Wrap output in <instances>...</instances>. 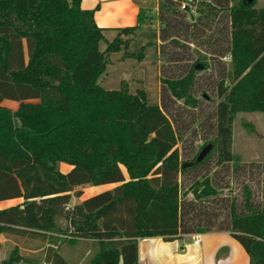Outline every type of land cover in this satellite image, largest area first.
Masks as SVG:
<instances>
[{"label": "trees", "instance_id": "1", "mask_svg": "<svg viewBox=\"0 0 264 264\" xmlns=\"http://www.w3.org/2000/svg\"><path fill=\"white\" fill-rule=\"evenodd\" d=\"M160 1V38L199 40L220 62L214 139L187 160L167 106L153 103L145 91L132 93L126 82L120 89L99 83L108 55L127 47L126 37L142 27L145 11L139 25L116 29L110 41L96 22L98 7L83 8V0H0V202L23 199L0 208V235L41 245L49 240L42 250L27 247L36 250L27 255L16 244L1 264H74L60 246L79 239L97 246L84 264H139L140 238L170 241L208 232H229L250 264H264V202L258 190L245 183L242 200H221L209 176L213 166L236 160L237 113L264 112V7H256L257 0H201L198 17L187 20L186 0ZM224 12L229 20L221 34L200 42L205 27ZM6 18H15L25 31L8 26ZM193 51L198 57L188 59L184 73L165 79L186 105L199 103L193 89L199 73L211 66L205 53ZM4 99L19 101L18 110L2 105ZM61 163L72 169L63 172ZM106 184L117 185L72 204L75 187Z\"/></svg>", "mask_w": 264, "mask_h": 264}, {"label": "rangeland", "instance_id": "2", "mask_svg": "<svg viewBox=\"0 0 264 264\" xmlns=\"http://www.w3.org/2000/svg\"><path fill=\"white\" fill-rule=\"evenodd\" d=\"M160 2V0H149L148 4L152 8L150 15L146 16L145 24L131 36L126 37L129 40L126 48L124 47L118 53L108 55V69L99 83L106 89H120L123 82H126L132 93L145 91L153 103L167 106L171 118L176 119L174 124L181 136L178 147L182 150V158L187 160L192 158L202 146L213 140L215 136L212 122H214L215 109L219 102L216 91L217 80L220 76L217 65L219 61L214 56L215 50L207 45H198L199 40L188 38L186 41L181 40L174 43L171 38L166 40L160 38V31L163 27L159 17ZM201 2V0H197L192 5L186 17L187 20H190V17L192 19L198 17L197 8ZM256 7L263 8L264 0H257ZM203 14L205 17L208 16H206L205 11ZM222 16V18L217 17L211 27L210 25L205 27V35L201 37L200 42H204V38L210 34H221L222 27L226 26L229 20L227 13L224 12ZM204 20L206 24L210 23L208 19L205 18ZM5 22L10 27L15 26L21 31H25L22 24L15 18H6ZM153 32L158 34L157 38L152 37ZM111 34L107 33V38L110 41L114 39L113 34ZM196 48L208 56L211 66L199 73L198 82L193 89V94L199 103L186 105L183 100H178L172 95L165 79L181 76L186 70L188 59L198 57L196 53L192 54ZM102 49H106V44L102 46ZM223 60L228 63L230 56ZM12 106L16 108L17 105ZM233 130V152L236 160L221 167L213 166L209 173L214 185L219 187L220 196L218 198L222 200L237 196L239 201L242 200V188L247 183L253 190H258V200L264 202V173L262 172L264 164V112L246 110L237 113ZM214 161L215 156L211 158V164ZM237 163L242 165L239 172L235 169ZM61 169L67 172L69 167L61 165ZM122 169L126 177L129 178L126 169L124 167ZM114 186L116 185L75 187L72 192V204L80 203L86 196ZM189 198H192V195ZM21 202L22 200L18 199L2 202L0 208L10 207ZM217 207L221 215L222 203H219ZM60 224L65 227L66 220L61 218ZM0 241V264L9 256L16 244L22 247L25 255L29 253L27 247L41 245L40 241L5 237L4 235L0 236ZM94 246L96 251L95 243ZM87 248V246L83 247L84 250Z\"/></svg>", "mask_w": 264, "mask_h": 264}, {"label": "crops", "instance_id": "3", "mask_svg": "<svg viewBox=\"0 0 264 264\" xmlns=\"http://www.w3.org/2000/svg\"><path fill=\"white\" fill-rule=\"evenodd\" d=\"M148 3L149 0H83L82 6L86 9L98 7L95 14L97 24L107 29L106 35L107 33H112L113 35H111L114 38L117 33L116 29L139 25L141 11H145L146 16L150 15L152 7ZM146 20L147 18L143 25ZM32 101L37 102V100ZM14 104L17 105L16 108L12 106ZM2 105L17 111L20 102L4 99ZM61 165L69 167L67 172L72 169V166L64 163L60 164V168ZM107 185L112 184L98 185L96 187H105ZM106 190L109 189H105L102 192ZM102 192L86 196L83 200ZM18 200L23 201L21 198H18ZM2 202L6 201H1L0 203ZM54 235L56 236V234ZM4 236L7 237L6 235ZM196 240H199L198 244L195 243ZM94 243V240L87 239H79L76 243L64 242L60 246V252L72 263L84 264L95 253ZM42 245L43 247L48 246L49 240ZM42 245L39 250H42ZM85 246L88 247L86 250L83 249ZM35 251L28 249V252ZM139 264H250V258L241 243L229 232H208L182 235L170 241L160 236L140 238Z\"/></svg>", "mask_w": 264, "mask_h": 264}, {"label": "built area", "instance_id": "4", "mask_svg": "<svg viewBox=\"0 0 264 264\" xmlns=\"http://www.w3.org/2000/svg\"><path fill=\"white\" fill-rule=\"evenodd\" d=\"M192 3H193V0H186L183 3L182 8L183 9L190 8V6H191ZM195 243L198 244L199 243V240H196Z\"/></svg>", "mask_w": 264, "mask_h": 264}, {"label": "water", "instance_id": "5", "mask_svg": "<svg viewBox=\"0 0 264 264\" xmlns=\"http://www.w3.org/2000/svg\"><path fill=\"white\" fill-rule=\"evenodd\" d=\"M186 10H189V8H186ZM16 122H17V121H16ZM209 148H210V146L206 147V148L203 150V152L201 153L200 158L203 157V155L206 153V151H207Z\"/></svg>", "mask_w": 264, "mask_h": 264}]
</instances>
